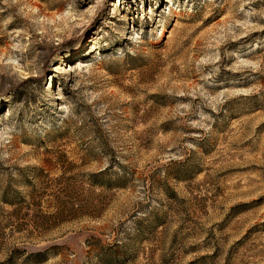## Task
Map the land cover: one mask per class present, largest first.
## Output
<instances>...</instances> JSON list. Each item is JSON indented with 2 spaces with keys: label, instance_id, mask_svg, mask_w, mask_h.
I'll list each match as a JSON object with an SVG mask.
<instances>
[{
  "label": "rangeland",
  "instance_id": "obj_1",
  "mask_svg": "<svg viewBox=\"0 0 264 264\" xmlns=\"http://www.w3.org/2000/svg\"><path fill=\"white\" fill-rule=\"evenodd\" d=\"M0 264H264V0H0Z\"/></svg>",
  "mask_w": 264,
  "mask_h": 264
}]
</instances>
